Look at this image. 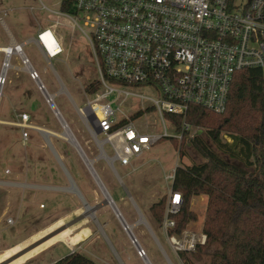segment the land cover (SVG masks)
Listing matches in <instances>:
<instances>
[{
  "label": "built area",
  "instance_id": "2783aa9c",
  "mask_svg": "<svg viewBox=\"0 0 264 264\" xmlns=\"http://www.w3.org/2000/svg\"><path fill=\"white\" fill-rule=\"evenodd\" d=\"M42 5L43 9L52 11L43 2ZM55 13L68 18L90 45L98 72L93 79L97 88L88 93L87 104L78 108V112L100 151L96 160L105 158L113 168L116 161L134 168L133 160L164 138L181 141L184 132L192 128L186 122L191 104L220 113L226 107L237 71L264 70V0H73L72 12L63 10L61 0L60 10ZM8 33V46L13 43L16 46L11 52L0 51L4 57L0 69V103L14 56L21 58V69L44 87L37 85L38 88L47 90L23 50L25 42L19 43L9 30ZM35 42L50 64L64 52L50 27L41 28ZM151 112L157 114L162 130L155 126L151 129L148 122L137 125L138 118ZM174 117L182 118L180 130ZM57 119L64 131L66 125L59 116ZM30 120L28 113L15 110L13 119L3 122L19 129L25 142L30 130L41 132V127ZM52 135L58 136L55 132ZM107 145L111 155L106 151ZM174 174L169 176L172 183ZM100 189L137 256L144 264H153L133 231L134 225L126 221L116 205L117 210L113 208L115 203L109 192L101 186ZM181 205L182 193L171 185L158 227L171 255L179 264H187L184 255L196 252L208 237L203 230L188 226L181 232L174 231L177 226L174 217ZM139 222H143L142 218ZM148 228L167 263L176 264L158 235ZM73 252L77 251L72 248Z\"/></svg>",
  "mask_w": 264,
  "mask_h": 264
},
{
  "label": "rangeland",
  "instance_id": "374dc122",
  "mask_svg": "<svg viewBox=\"0 0 264 264\" xmlns=\"http://www.w3.org/2000/svg\"><path fill=\"white\" fill-rule=\"evenodd\" d=\"M42 2L52 11L43 9ZM60 3L61 0H0V46L10 44L8 29L19 43L25 42V54L37 69L47 92L54 94L57 109L68 123L75 139L84 148L88 159L93 162L92 165L124 218L129 224H136L133 231L146 249L151 262L168 264L148 226L139 222V211L171 255L161 230L151 215V205L167 195L172 185L169 176L174 174L177 166L200 163L204 158L190 145L188 138L182 144L177 138H164L133 160L135 169L118 161L114 162L113 168L105 158L94 160L100 151L86 131L78 108L82 109L87 104L89 96L85 86L97 78L98 72L87 39L73 28L68 18L55 13L60 10ZM45 27H50L55 32L64 49L63 54L53 59L51 64L32 39L36 37L39 28ZM3 58V53H0V69ZM11 63L13 66L7 72V83L2 89L0 103V256L3 258L7 254V248L17 252L19 248L22 250L39 240L43 242L40 241L34 252L21 256L12 264H49L68 255L71 248L64 240L70 234L67 235V231L56 233L64 224L73 223V211L79 208L86 218L83 225L90 224L95 232L92 244L84 242L81 246L94 255L86 251L83 254L102 263L144 264L111 206L102 204L104 195L100 186L76 146L60 137L63 128L43 92L30 77L29 96L21 97V106L18 108L31 116V123L41 127V132L30 130L29 139L24 142L19 129L3 122L13 119L14 109H17L14 99L16 81L20 85L24 84V90L28 85L25 78L28 75L21 69V58L14 56ZM62 88L65 91H60ZM142 93L152 95L148 91ZM59 118L62 121L60 116ZM146 122L151 129L155 126L158 131L162 130H159V118L155 112L145 113L136 121L141 126L146 125ZM42 130H50L58 135L49 134L47 137L64 168L53 154ZM189 132L190 137L199 132L206 135L205 129L199 126H193ZM205 138L207 139V135ZM225 139L231 141L228 136ZM181 145L183 157L179 155ZM106 151L111 155L108 145ZM7 170L10 172H6ZM70 184L71 192L62 188ZM75 186L83 197L72 192L76 190ZM191 202L197 219L191 221L188 228L203 230L207 196L193 197ZM88 203L95 206L93 220L87 212ZM9 219H13V223H9ZM88 220H91L90 223ZM27 238L26 242L19 244ZM172 258L175 260L174 256ZM175 263L179 264L177 260Z\"/></svg>",
  "mask_w": 264,
  "mask_h": 264
},
{
  "label": "trees",
  "instance_id": "16d2710c",
  "mask_svg": "<svg viewBox=\"0 0 264 264\" xmlns=\"http://www.w3.org/2000/svg\"><path fill=\"white\" fill-rule=\"evenodd\" d=\"M72 9L73 0H63V10ZM96 88L92 80L85 91ZM174 119L180 130L182 118ZM186 122L204 128L207 139L202 132L190 137L186 131L178 140L182 144L188 138L204 161L175 169L172 187L182 193V205L174 217V231H183L197 219L191 201L205 195L203 231L208 237L196 252L184 255L186 263L264 264V70L237 71L224 111L217 113L191 104ZM179 155L184 156L182 145ZM165 201L163 196L151 205L156 222L162 219ZM54 264L100 263L82 252H73Z\"/></svg>",
  "mask_w": 264,
  "mask_h": 264
},
{
  "label": "crops",
  "instance_id": "0c3cea01",
  "mask_svg": "<svg viewBox=\"0 0 264 264\" xmlns=\"http://www.w3.org/2000/svg\"><path fill=\"white\" fill-rule=\"evenodd\" d=\"M41 28H39V30H40ZM9 30V29H8ZM38 30V31H39ZM9 32H10V30H9ZM12 34V33H11ZM14 36V35H13ZM34 41H35V38H32ZM23 73H25V74H27L28 76H25V78L27 79V84L28 85H26V90H24L25 88H24V84L23 85H20L19 83H18V80L16 81V84L14 85V99H15V103H16V105H17V109H14V111L16 110V111H18V112H25V111H23V110H21L20 111V108H18L19 106H21V97H23L24 95L28 98V96H29V94H28V90L30 89L29 88V80H28V77H30L29 76V74L27 73V72H25V71H23ZM29 79H31V78H29ZM31 83V82H30ZM30 87H31V89H32V84H30ZM25 91V92H24ZM60 91H65V88H62ZM14 113V112H13ZM43 131V133L45 134V136L47 137V136H49V134H50V132H49V134H48V132H46V130L44 131V130H42ZM48 131V130H47ZM82 149L84 150V148L82 147ZM91 159V158H90ZM95 161H96V157H95V159H94ZM94 161V162H95ZM94 167V166H93ZM94 170H95V172H96V169L94 168ZM96 174H97V176L99 177V175H98V173L96 172ZM99 179H100V177H99ZM101 180V179H100ZM102 181V180H101ZM72 184L74 183V182H71ZM102 184H103V186H104V188L107 190V188H106V186L104 185V183L102 182ZM76 185V184H75ZM99 185V184H98ZM71 187V184H70V186H68V187H62L63 189H68V190H70L69 188ZM75 188H76V190H74V191H72V192H75V193H77V194H79L80 195V197H83L82 195H81V193L79 192V190L77 189V187L75 186ZM68 190H66V191H68ZM108 191V190H107ZM70 192H71V190H70ZM109 192V191H108ZM110 194V193H109ZM112 197V196H111ZM115 203V202H114ZM88 205H90L92 208H94L95 206H93L92 204H90V203H88ZM116 205V204H115ZM96 206H99V205H96ZM117 206V205H116ZM118 208V207H117ZM119 209V208H118ZM138 209V208H137ZM97 210V209H96ZM120 211V210H119ZM138 211H139V209H138ZM74 215H75V218H74V221H73V223H68V224H64L63 226H61L60 228H62V230L60 231V233H63V232H68V234L67 235H69L70 234V236L69 237H65V240L64 241H66L67 242V244L69 245V247L71 248V250H70V253H71V251H72V248H74L77 252H87V253H90V254H92V255H94L92 252H89V251H87V250H85V248H81V246L84 244V242H87V243H85V244H92V242H93V235L95 234V232H94V230H93V228H92V226L90 225V224H88V225H83L84 224V221H85V217L83 216V212H82V210L81 209H79V208H75L74 209ZM88 212V211H87ZM139 214L141 215V218H142V220H143V222L147 225V226H149V227H151L150 225H149V223H148V221L145 219V217L143 216V214L139 211ZM151 215H152V213H151ZM89 216H90V218L93 220V215H92V213L90 212L89 213ZM153 217V216H152ZM141 218H140V220H141ZM95 219H96V216H95ZM154 219V218H153ZM155 220V219H154ZM90 221L91 220H88V222L90 223ZM95 221V220H94ZM97 222V221H96ZM156 222V221H155ZM138 223V222H137ZM157 224H158V222H156ZM85 224H87V223H85ZM134 226L136 225V224H133ZM99 228L102 230V232H103V229H102V227L99 225ZM72 233H74V234H72ZM104 234V233H103ZM105 235V234H104ZM106 236V235H105ZM107 238V237H106ZM43 239V238H42ZM28 240V238L27 239H25V240H23L22 242H20L19 244H23L24 242H26ZM72 240H74V243H72ZM41 240H39V241H37V242H35V243H33V244H31L30 246H27V247H25V248H23L22 250H20V248H19V250L17 251V252H12L13 251V249L12 248H7V249H5V251L7 252V254H5V256L2 258L1 256H0V264H12L13 262H15L16 260H18V258H20L21 256H25V255H27V254H29V253H31V252H34L35 250H34V248L36 247V246H38L41 242H40ZM19 244H18V247H19ZM113 248V247H112ZM33 254V253H32ZM91 258V257H90ZM91 259H93V258H91ZM93 260H95V259H93ZM100 260H102V259H100ZM96 262H98V263H100V264H109V263H107V262H101V261H97V260H95ZM103 261V260H102ZM54 262L55 261H53V262H50L49 264H54ZM20 264H22V263H20Z\"/></svg>",
  "mask_w": 264,
  "mask_h": 264
},
{
  "label": "water",
  "instance_id": "95a60500",
  "mask_svg": "<svg viewBox=\"0 0 264 264\" xmlns=\"http://www.w3.org/2000/svg\"><path fill=\"white\" fill-rule=\"evenodd\" d=\"M36 83H37V85H39L41 88H44L43 85L41 84V82L37 81ZM42 92H43V91H42ZM43 94H44V97L46 98V101L48 102V104L50 105V107L52 108V110L55 112V114H56L57 116H60V117L62 118L64 124H65L66 126H68V125L65 123V121H64V119H63V117H62L60 111H59L58 109H55V108L52 107V105H51V103H50L51 100H50V98L48 97V94H46V93H44V92H43ZM75 138H76V137H75ZM45 139H46V138H45ZM46 141H47L48 145L50 146V148H51L53 154H54L55 157L57 158L58 162H59L60 165L64 168V164H63L62 160L60 159L58 153H57V152L55 151V149L52 147V144H51V141L49 140V138L46 139ZM76 142H77V146H76V147H75L74 145H73V146L77 149L78 153L82 156V159H83L84 162L86 163L85 160H88V158H87L86 154L84 153V150H83L82 147L80 146L79 142L77 141V139H76ZM87 168L90 170V172H91V174L93 175V177L95 178L96 182H97L102 188H104L103 185H102V183L100 182L99 177L97 176V174H96V172H95V170H94V167H93V166H91V167H90V166H87ZM102 204H109V202H108V200H107L106 197L104 198V201H103ZM113 208L116 209L115 204L113 205ZM116 210H117V209H116ZM94 220H95V219H94ZM61 230H62V228H59V229L57 230V233H56V234L60 233ZM49 236H50V234H49ZM49 238H50V237H49ZM47 239H48V238H47ZM45 240H46V239H45ZM41 241H42V240H41ZM42 242H43V241H42Z\"/></svg>",
  "mask_w": 264,
  "mask_h": 264
},
{
  "label": "bare ground",
  "instance_id": "6f19581e",
  "mask_svg": "<svg viewBox=\"0 0 264 264\" xmlns=\"http://www.w3.org/2000/svg\"><path fill=\"white\" fill-rule=\"evenodd\" d=\"M15 46H16V44L15 43H13L11 46H0V51H2V52H4V51H6V52H11V50L12 49H14L15 48ZM42 91L44 92V93H46V94H48V97L50 98V100H51V105H52V107L53 108H55V109H57V107H56V105H55V103H54V101H53V98H54V96L53 95H49V93L47 92V90L46 89H42ZM63 124H64V122H63ZM46 132H48V134H49V132H50V134H54V133H52L50 130H46ZM60 136H62L64 139H66L67 141H69V142H71L74 146H77V142H76V139H75V137H74V135L72 134V132H71V130H70V128L68 127V126H65V128H64V131L62 132V133H60ZM46 139H48V137H46ZM50 140V139H49ZM86 161V165L87 166H93L92 164H93V162L91 161V160H85ZM104 189V188H103ZM86 206H87V211H88V213H92L93 214V211H94V208H92L90 205H88V204H86Z\"/></svg>",
  "mask_w": 264,
  "mask_h": 264
},
{
  "label": "snow or ice",
  "instance_id": "6c2138e0",
  "mask_svg": "<svg viewBox=\"0 0 264 264\" xmlns=\"http://www.w3.org/2000/svg\"><path fill=\"white\" fill-rule=\"evenodd\" d=\"M177 200H179V197H176Z\"/></svg>",
  "mask_w": 264,
  "mask_h": 264
}]
</instances>
